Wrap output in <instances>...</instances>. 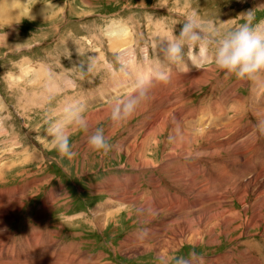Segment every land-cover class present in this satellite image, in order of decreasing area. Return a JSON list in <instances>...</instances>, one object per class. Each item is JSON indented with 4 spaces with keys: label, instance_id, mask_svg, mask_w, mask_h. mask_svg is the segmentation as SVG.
<instances>
[{
    "label": "rangeland",
    "instance_id": "374dc122",
    "mask_svg": "<svg viewBox=\"0 0 264 264\" xmlns=\"http://www.w3.org/2000/svg\"><path fill=\"white\" fill-rule=\"evenodd\" d=\"M3 1L5 0H0V3L2 4ZM45 5L48 10L40 14L41 17L36 16L35 11ZM18 8L4 9L12 12L13 15L17 14L16 22L0 19V192L17 191L18 193L22 190L19 202L15 201L10 205L12 210L17 207L19 210L10 226L6 228L10 237L7 247L2 253L0 251V264H17L8 261V255L17 262V258L21 256L22 243L26 242L30 246L33 243L31 238L34 237L36 240L39 239L37 249L23 262V264H33L35 259L46 255L43 253L42 243L48 241L50 234L54 237L56 249L62 244L65 247L72 244L80 249L81 254L98 257L100 264H180V256L188 259L189 264H212L219 255L225 257L226 264H264V225L255 229L244 226L253 211L249 209L245 213L243 205L236 200L227 205V209L233 207L236 210L225 214L230 220L227 234L223 233L225 231L223 228L212 230L211 222L206 227L199 223L194 226L193 232L187 231L189 235L192 232L197 243L184 241L182 244L170 247L164 259L154 252L142 253L138 249L134 250L135 248H129L130 254L121 252L122 244L128 245L127 239L133 240V242L129 240V245H143L160 236L161 233L154 230L162 224L159 219L164 215L146 224L141 220L140 212L134 210L129 216L128 208H123L121 201L117 199L111 200L106 193L117 194L118 190L125 192L124 181L132 179L133 175L139 173L138 169L130 167L128 163L132 147L130 143L134 140L137 144L141 143L146 121L150 119L151 114L155 117V113L160 112V107L157 109V105L152 104L155 105L154 108L156 107L154 109L147 102V105L144 104L145 108L142 107L130 121L118 126L113 125L109 120V106L121 96L135 90L141 82L139 76L145 66L143 65L139 71H134L127 67L129 65L116 63V57H120L121 50L127 49L131 58L134 54L136 57L138 55L136 60L138 67L143 64L142 57L145 55H148L151 68L153 65L159 66L160 71L155 69L149 72V75L154 73L153 80L159 81L152 83L150 93L165 99L168 102V109L170 106L173 109L177 108L178 105L174 104L173 98L179 86L170 88L169 83L174 73L172 81L176 80L177 76L179 78L183 76L182 65L161 67L160 43L171 37L174 31L178 34L181 24L189 15L195 16L204 24L211 23L222 29H229L239 22L238 16L241 13L255 10L257 21L264 22V0H27L26 2L23 0ZM107 28L115 31L114 37H117L116 32L119 30H127L130 35L126 41L129 42L127 46L111 50L107 44V36L105 37ZM120 42L123 45L126 43ZM130 51L134 53L130 54ZM90 56L96 58V67L92 72L81 75L78 69L69 71L74 66L79 67V62L85 65L86 70ZM189 62L186 57L185 64L188 65ZM168 67H172L173 70H169ZM200 68L204 70L205 81L198 88L188 89L189 91L186 90L182 94L180 103L185 107L181 110L182 116L186 115L188 109H196L197 112L202 111V115L197 116L193 121L207 122L212 115L218 116L219 109L227 110L232 105L231 100L228 104H223L225 95H232L235 99H237L236 93H240L237 96H242L244 99L247 98L246 95H250L249 87L254 81L240 83L241 81L235 77L216 70L212 64H204ZM210 68L211 71L208 72ZM128 69L130 72L133 70L132 74H125ZM115 77L122 78L117 90L111 89V85L108 86ZM125 77H130L131 80ZM158 83L163 84V88L156 86ZM130 85V90L125 89ZM167 93L170 95H166ZM49 94L56 97L54 103L57 108L76 100L85 104L89 123L87 134H91L95 127H104L112 145L111 150L107 154L91 151L86 143V135L79 133L71 140L75 156L61 158L51 146L47 132L51 118ZM260 94L259 97L258 92V96L253 98L251 106L258 107L260 104L258 98L264 105V91ZM262 105L259 106L264 107ZM242 113L234 121L232 125L234 128L231 127L236 129L229 135L218 138L217 142L223 140L221 142L223 143L227 140L229 143L231 138L237 137L234 142L236 144L243 135H249L253 139V142L251 141L253 144L245 143L246 145L243 144L238 148L230 145L216 157L236 156L243 161V157H248L247 154L251 152L252 147L257 150V157H264V135L256 127L260 124L262 116L259 117L248 107ZM232 116L234 114L231 113L228 118L231 119ZM163 121L165 122V119ZM221 122L215 127L223 129L221 124L226 120L223 119ZM169 132L168 122L162 136L159 131L160 135L158 133L156 135L157 140L148 146L144 145L141 151L143 157L154 162V168L143 170V176L139 178V184L142 185L139 192L145 193V197L152 190L147 186L151 175L160 177L163 182H171L167 175V177L161 176V169L158 168L165 163L163 161L167 158L163 159V157L167 156L174 145ZM255 134L257 136L253 137ZM243 150L250 152L245 153ZM234 152H237L236 155ZM178 163L172 162V165H167L171 174H181L176 167ZM205 170L204 174L196 178L197 186H202L203 175L209 173L206 168ZM248 171L253 172L249 169ZM182 176L186 178L185 175ZM111 178L118 179L116 185H119V188L116 187L115 190L109 188L104 192V187L110 185ZM212 179L215 178L207 175L206 180L212 182L208 183L209 186L216 184ZM161 185L164 186L163 183ZM50 194L57 195L49 200L50 202L55 200L52 205L48 202ZM133 194L136 195L135 192ZM149 199L155 202L156 193L149 195ZM253 199L254 196L250 194L246 203L249 205ZM43 203L52 208L47 218L41 220L40 209ZM107 214H109L108 218H106ZM100 215L105 218L101 222ZM3 228L0 227V239L5 237ZM169 232L171 233L170 230ZM194 232L196 234H193ZM32 251L33 249L28 247V252ZM48 251L50 253V249ZM35 255L38 258H35Z\"/></svg>",
    "mask_w": 264,
    "mask_h": 264
},
{
    "label": "bare ground",
    "instance_id": "6f19581e",
    "mask_svg": "<svg viewBox=\"0 0 264 264\" xmlns=\"http://www.w3.org/2000/svg\"><path fill=\"white\" fill-rule=\"evenodd\" d=\"M22 1L21 0H5L3 1L2 4L0 3V19H9V21L11 22H16L15 20L17 18L15 17L17 16V14L13 15L12 12L11 13L10 11L7 12L4 9L9 8V7L10 8L15 7V10H17L19 9L18 7L22 5ZM26 1L27 0H24V2ZM46 9L48 10V7L46 5L42 6L40 9L35 11V15L40 16V14H43L44 12L47 11ZM1 14H5L6 16L1 15ZM106 30L107 31L105 33V37L107 36V39H106L108 42L107 44H109V47L111 50H114L115 48H118V47L123 48L127 46V44L129 43V42H126L128 41L130 37L129 32L127 30L123 29V30H119L118 32H116L117 37H114L115 35L114 30H111L109 28H107ZM118 33H121V34H118ZM120 41H124L126 43L123 45L121 44ZM132 53H134V51L132 52L130 51V54ZM120 57H121V62L125 64L126 66L129 65L127 67L132 68L134 71L141 70L142 66L145 65L143 66L141 70L142 73L139 76V79L141 81L145 83L148 80H151L152 83H155L158 81V80L157 81L153 80L152 78L154 76L152 75L154 73L152 75H149L150 74L149 72L152 70L155 71V69L160 71L161 69L159 68V66L155 67L154 65H153V68H151L152 64L151 62H149L148 55H145L144 57H142L143 64L140 67L137 66V62H136L138 55L136 57L134 54V56L131 58L127 49L125 50V48H123L121 50ZM129 60L130 62H127ZM201 65H199L197 69L190 61L189 64L186 65L187 67H185L184 65H182L181 67L182 68L181 71H183V76L182 75L181 76L184 78H182L181 76H180L181 78H179L177 76L176 80L172 81V79H174L173 77L175 76L174 75L175 73L173 74V77H170L171 79L169 78L170 79L169 84H171L170 88L179 86L177 88L178 91H175L176 95L173 98L174 104L178 105L177 108L173 109V107L170 106V108L168 109L167 107L168 102H166L165 99L159 96H154L152 93H150V99L148 101V103H150L149 106L153 107L157 105L156 106L157 109L158 107H160L159 109L160 112H157L155 110V112H157V113L154 112L155 117L153 114L148 113L149 115L151 114L152 116L149 117L150 118L149 120L148 118H146L148 121H146L147 122L146 126H143L145 127V130L143 129V131L145 132H144V135H142L141 143L137 144L135 140L134 141L131 140L132 142L130 143L132 147H131V153L129 155L128 163L130 167L138 169L139 173L137 175H133L132 179L131 178L126 179L124 181L125 188H126L125 192H121L120 190L117 191L118 192L117 194L106 192L108 197L111 200L117 199L121 201V206H123V208H128L129 216H131L130 212L132 211L134 212V210H136L138 213L140 212L142 214L141 220H143V222H146V224L149 223L150 221L156 220L157 217L164 215L162 219H159L160 221H162V224L156 227L154 230L157 233H161L160 236L151 239L150 242L148 243L145 242L146 244L143 243V245L142 244L141 245L140 244L129 245V242L130 241L133 242V240L127 239L128 245H124L125 243L122 244L123 248L121 252H129L130 254L131 250L129 248H132V249L135 248L134 250L138 249L142 253L154 252L157 256L164 259L165 254L167 253V250L170 247H174L178 244H182L184 241L188 243H192V244L195 242L197 243V241H195L197 240L195 239L196 237L192 236V232H193L192 230L194 226L198 225L199 223L204 224L206 227V225H208L209 222H211L212 230L217 229V228H223L225 230L223 233L227 234L229 230L230 220L228 219V217H225V214L236 212V210H234L233 207L227 209V205L231 203L233 200H236L239 204L243 205V209L245 213H247L249 209L253 211V213L251 212L252 213L251 217L249 219H246L244 226L249 227V228L253 227V229H255L259 227L260 225H264V157H257L258 152H256L257 150L255 151V147H252V149L250 150L251 152L248 150L250 152L247 154L248 157H245L243 155L244 156L243 161L239 159L240 157H236V156L235 157H232V156L231 157H216V156L221 155V152L225 151L226 148L228 149L230 145L233 146V148H238L239 146L245 143H249L250 145L253 144L252 143L253 139H251L250 138L251 136L249 135H243L241 138L239 137L240 140L239 142L237 141L238 143L236 144H234V142L236 139H238L237 137L231 138L229 140V143L226 139H225L226 142H223V143H221L223 140L221 142L219 141L217 142V139L220 137H223V136L225 137L226 135H229L231 132H233V130L236 129V128L232 129L234 128L232 127V125H234V121L237 119V116H239V114H241L245 110L246 107H248L250 111H253V112L255 111V113L259 117L262 116L260 120L261 122L260 121L259 122L260 123L264 122V107L259 106V105H262L260 98H258L260 102L258 107L251 106L253 98H256L258 96V92H259V97H260L261 96L260 93L264 91V77L252 83L253 85L249 87L250 95H246L247 97L246 99H244V97L242 96H241L242 98L240 96H237V99H235L232 95H225L224 101L222 100L223 104L226 105V103L228 104L230 102L229 100L232 101L231 106L229 107L226 106L228 107L227 110L221 111L219 109L218 113L219 112L220 113L218 114V116L212 115V118L208 119L207 122L203 120L193 121V119H195L197 116L202 115V111L197 112L196 109H188L186 112V115L182 116L181 110H183L185 107L183 103H180V99L182 98V94L186 90L196 89L200 85H203L205 80H203L204 70H201L202 69L200 68ZM133 70L131 71L133 72ZM209 71H211V68L208 69V72ZM132 72H130L129 70L125 74H128V73L132 74ZM125 78L129 81L131 80L130 77H125ZM121 83H122V78L115 77V80L111 81L108 84V86L111 85L112 86V88L110 87L111 89L117 90L119 89ZM163 84L158 83L156 86L163 88L164 86ZM131 85L129 86V88L128 87L126 88L124 87V88L130 90ZM166 95H168V93ZM152 104H155V105H152ZM143 107L145 108V105ZM174 110H175V114H174ZM143 112L144 111L142 110V113ZM231 113L234 114V116H232L233 118L230 119V117L228 118V115ZM220 115L222 117H220ZM174 117L175 119H173ZM164 119H165V122L163 121ZM223 119L226 120L225 123H222ZM177 121L179 124L177 123ZM168 122H169V129H170L169 136L173 140L174 145L170 149V152H168L167 156L163 157V159L167 158L166 161H163L165 163L162 165H159L158 168L161 169V172H160L161 176L167 175L168 177L167 176L166 177L171 182H168V183L163 182V179H161L160 177H155L151 175L149 180L147 181V186L148 188H151L152 190L151 191L148 190L149 194H147V196L145 197L146 195L145 193L139 192L142 186L141 184H139L140 183L139 178L143 176V172H142L143 170L148 169L149 167L154 168L153 166L154 162L152 160H147L145 157H143V155L141 154V151L144 145L148 146L151 144V142H153L154 140H157L156 135L157 133L159 134V131H161L160 133L161 135L160 134L159 135L162 136V133L165 132V127ZM220 122L222 123L221 125L223 126V129L221 127H218V128L215 127V126L220 125ZM258 131H261V133L264 135V129H261V130L258 129ZM253 133H255V131H253ZM256 136L257 135L255 134L253 137H256ZM248 151L245 150L244 152L247 153ZM236 153L234 152V155H236ZM190 158L194 160L188 161L187 159H190ZM172 162H179L176 165V167L178 168V171L181 172L180 175L171 174L170 171H168L169 169H167L168 168L167 165H172L171 164ZM210 164L212 165V167ZM205 168L209 171V173L206 172V174L209 177L215 178L214 180L216 181L215 182L216 184H213V186H209V184H211L212 182L209 183L208 180H206L207 175H203L204 180L201 182L202 186L196 185V178L200 174L202 175L205 173L204 172ZM170 169H172V167H170ZM248 169L252 170L253 172L250 173ZM182 174L185 175L186 178L183 177ZM109 180H110V185L104 187V192L105 190L107 191L109 188L113 190H115L114 188L116 187L119 188V185L118 186L116 185V182L118 179L116 180L115 178H111ZM162 183L164 184V186L161 185ZM21 191H18V193H16L17 191H11L9 193L0 192V220H1L0 227H4L3 233L5 234V237H6V238L4 237L0 239L1 253L7 247L9 237H10L7 235L6 228L10 226V224L13 221L14 216L19 210V207H17L15 210H12L10 205L12 202H15V201L17 203L19 202L21 198L20 196L22 195ZM98 192L99 191H97V193ZM134 192L136 193V195L133 194ZM155 193H156V201L152 202L149 199V195L151 194L155 195ZM250 194L254 196V199H253V202H251L248 205L246 201L248 197L250 196ZM55 196L57 195L50 194V196L48 197V202L49 204L51 203L50 205L55 203V200H52V202L49 201L51 198L54 199ZM43 204H44L43 207L40 209L41 212H40L39 219L41 220L43 218H47L52 208V206H49L46 203H43ZM118 210L120 211V209ZM108 217H109V214L106 215V218ZM104 219L105 218L102 215H100V222L103 221ZM97 220L99 219L97 218ZM92 223L94 224V220H92ZM94 226L96 227V225ZM169 230L171 231V233L169 232ZM187 231L189 232L192 231V232L189 235L187 234ZM208 231L210 232V230ZM193 234H196V233L194 232ZM53 238H54L53 235L50 234L48 236V241L42 243L43 253L44 255L45 254L46 255L44 257L39 256L40 258L37 257L38 254L35 255V258H38V259H35L33 264H100L98 261V257L97 258L91 257L90 255L88 256V254H85V253L81 254L80 249H78L76 246H73L72 244H70L68 247H65L64 244H62L61 247L56 249L55 241ZM37 240L36 238L32 237L31 241L33 243L30 246L26 242L22 243V245L20 246L21 256L17 258V262H14L13 258L10 255H8L7 258L9 259L7 260L8 261L11 260V263L23 264L24 260L27 257H31L30 256L31 253H34L36 251ZM28 247L29 248L31 247L33 251L29 253ZM48 249H50V253ZM37 253H39V251ZM135 255H138V254H135ZM248 257H250V255ZM253 262L255 263V261ZM212 264H226L225 257H222V255H219L215 259V261L212 262Z\"/></svg>",
    "mask_w": 264,
    "mask_h": 264
},
{
    "label": "clouds",
    "instance_id": "9594fccd",
    "mask_svg": "<svg viewBox=\"0 0 264 264\" xmlns=\"http://www.w3.org/2000/svg\"><path fill=\"white\" fill-rule=\"evenodd\" d=\"M239 22L229 28L222 29L213 24H204L195 16L189 15L181 24L179 33L163 40L159 45L162 59L160 66L184 65L186 57L198 69L199 65L211 63L220 72L235 77L240 81H258L264 77V22H258L255 10L241 13ZM121 57H116V63ZM79 62L81 75L90 73L96 67V58L88 57L87 68ZM159 75V74H157ZM152 81H141L130 94L123 95L109 106V120L119 125L132 120L144 104L150 99ZM56 97L48 96L51 118L47 128L50 144L61 158H72V137L79 133L86 135L88 148L97 153L107 154L112 145L102 126L88 133L89 123L86 117L87 107L79 100L66 103L57 108ZM53 113H55L53 115ZM264 129V122L256 126ZM180 264H189V260L179 257Z\"/></svg>",
    "mask_w": 264,
    "mask_h": 264
}]
</instances>
